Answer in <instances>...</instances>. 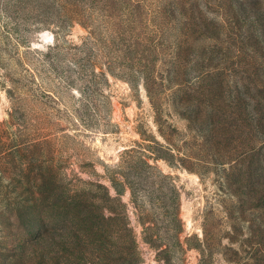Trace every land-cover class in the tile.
Returning <instances> with one entry per match:
<instances>
[{
	"label": "rangeland",
	"instance_id": "obj_1",
	"mask_svg": "<svg viewBox=\"0 0 264 264\" xmlns=\"http://www.w3.org/2000/svg\"><path fill=\"white\" fill-rule=\"evenodd\" d=\"M0 264H264V0H0Z\"/></svg>",
	"mask_w": 264,
	"mask_h": 264
}]
</instances>
